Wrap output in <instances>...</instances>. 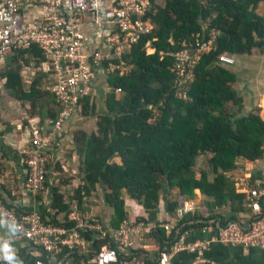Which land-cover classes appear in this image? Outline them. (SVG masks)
Here are the masks:
<instances>
[{
	"label": "trees",
	"instance_id": "trees-1",
	"mask_svg": "<svg viewBox=\"0 0 264 264\" xmlns=\"http://www.w3.org/2000/svg\"><path fill=\"white\" fill-rule=\"evenodd\" d=\"M160 1L155 5L157 0H151L148 17L154 26L152 32L114 61L128 69L122 75L116 71L107 77L111 89L104 101L107 113L98 116L96 133L87 137L81 131L74 133L75 152L83 165L79 177L83 183L75 189V196L80 204L100 185L104 202L113 209L112 226L117 227L126 218L123 193L149 210H155L164 197L172 216L198 189L203 207L178 222V233L174 230L168 236L173 242L185 230L214 222L246 221L252 215L245 194L235 188L227 174L237 169L239 160L255 161L263 156L264 109L241 113L243 99L232 88L236 76L216 60L222 53L236 56L256 50V39L264 40V11L258 13L264 0ZM204 25L219 30L215 50L196 65L188 99H177L173 96L174 75L168 69L172 57L166 53L178 50V42ZM148 41L150 46L145 47ZM30 59L39 66L43 56L38 47L15 51L5 64L20 65ZM18 73L19 69H7V87L19 88ZM38 73L41 82L44 75ZM21 97L41 120L56 118L53 96L45 89H31ZM88 100L83 115L94 116L96 105ZM155 109L158 114L150 122ZM202 157L208 169L199 168L197 161ZM174 189L176 196L168 199ZM52 195L51 207L66 210L65 195L57 187ZM240 211L250 214L246 220L238 216ZM226 212L231 215L226 217ZM152 234L165 245L163 227L154 228Z\"/></svg>",
	"mask_w": 264,
	"mask_h": 264
},
{
	"label": "built area",
	"instance_id": "built-area-1",
	"mask_svg": "<svg viewBox=\"0 0 264 264\" xmlns=\"http://www.w3.org/2000/svg\"><path fill=\"white\" fill-rule=\"evenodd\" d=\"M26 5L40 10L38 18L23 15ZM150 7L151 0H0V61L15 51L38 47L43 59L37 71L44 75V89L52 94L58 110L50 121L29 119L27 144L22 147L25 178L20 194L32 201L39 199L49 210L25 211L21 205H9L0 189V222L9 226V232L0 238V264H170L175 254L200 253L211 241L264 248V190L249 188L243 180L239 181V189L252 211L247 221L214 222L209 239L184 241L179 237L153 261L131 251L132 237L141 231L150 233L158 226L167 234L174 230L178 233V222L198 209V200L186 198L165 222L147 225L123 218L113 227L112 220L97 215L89 204L95 189L79 204L75 189L83 182L78 180L66 186L67 193L58 190L65 195L67 209L51 207L54 186L47 184V176L54 143L65 124L83 117L87 98L97 105L99 94L106 97L111 90L107 83L110 74L127 71L126 65L114 61L152 32ZM218 35L219 30L204 25L201 31L178 42V50L166 53L172 57L168 69L174 75L175 98L188 99L195 67L204 55L215 50ZM149 46L148 41L145 47ZM216 62L232 66L235 58L222 53ZM119 91L116 89V94ZM50 210H56L57 221L50 220ZM103 239L106 242L97 246ZM20 248H26L24 257L18 256Z\"/></svg>",
	"mask_w": 264,
	"mask_h": 264
},
{
	"label": "crops",
	"instance_id": "crops-1",
	"mask_svg": "<svg viewBox=\"0 0 264 264\" xmlns=\"http://www.w3.org/2000/svg\"><path fill=\"white\" fill-rule=\"evenodd\" d=\"M263 11L264 5L261 3L258 6V13L261 15ZM22 13L28 19H34L38 18L40 10L32 9L29 5H26ZM256 42V50L252 54L236 55L234 56L235 63L232 66H225L226 69L233 72L236 76L232 88L243 99V111L241 112L243 114L249 113L254 108L264 109V40L256 39ZM4 64L5 61H0V66ZM3 85L4 80L0 79V90H3ZM99 96L95 99L97 102L96 109L98 110L103 109V106H105L103 103H98V98H101ZM11 104L6 99L5 106ZM7 109L9 107H6L5 111ZM29 119H27V123ZM89 119L90 116L75 117L63 126V130L53 146L54 158L47 176V184L49 186H56L64 179H68V184H73L80 180L78 175H80L81 158L75 152L73 136L80 126L89 123ZM8 130L6 131V129L0 127V189L2 194L5 199L17 205L18 208L21 205L22 210L43 209L48 211L47 205H43L39 199L32 201L30 198L20 194L25 178L22 147L27 144V126L16 129L14 125H11ZM227 177L233 180L234 186L238 190H240V180H243L245 186L249 188L264 190V154L255 161L239 160L237 169L228 173ZM99 190L102 193L101 186ZM122 198L126 218L131 221L138 220L143 222V224L150 225L152 222H165L170 219L166 201L163 199H161V203L155 210H149L144 209L125 193L122 194ZM193 198L198 200L199 208L203 207V196L198 189L195 190ZM90 202L89 204L97 215L107 220H112L113 209L104 200L102 201L101 198L96 199L93 196ZM57 215L56 210L51 211V217L57 218ZM228 215H231V212ZM249 215L245 211L238 213V216L244 220ZM205 226H208V229L203 231L202 228ZM205 226L185 230L179 236L180 238L183 237L184 241L209 239L214 230H212L210 223ZM8 232L9 226L0 222V238ZM169 235L165 232L166 242L165 245L161 246L152 232L145 233L141 231L136 237H132L133 245L131 251L135 254H140L149 261L156 260L158 253L169 247L171 242L168 238ZM25 254L26 248L18 249V256L24 257ZM170 264H264V248L233 247L211 241L206 250L200 253L179 252L175 254Z\"/></svg>",
	"mask_w": 264,
	"mask_h": 264
},
{
	"label": "rangeland",
	"instance_id": "rangeland-1",
	"mask_svg": "<svg viewBox=\"0 0 264 264\" xmlns=\"http://www.w3.org/2000/svg\"><path fill=\"white\" fill-rule=\"evenodd\" d=\"M161 4L160 0H157L156 4ZM11 67L13 69H19V88L17 87L16 89H11L10 87L6 86V78H4V73L7 71V69ZM38 77H39V73L37 71V66L34 63L33 60H29V61H24L22 62L20 65L14 64V65H7L4 64L2 66H0V79L4 80V85H3V90H0V127L6 129V131H9L8 128L11 127V125H14V127L17 129L19 128H24L25 126L28 125L27 123V119H41V117H39L40 115L38 114H33V111L31 110L32 105L28 103L27 99H24L21 97V94L24 93H28L31 89L33 90H37V91H41L44 89V82L42 81L41 78V82L38 81ZM40 87V88H39ZM102 89V88H101ZM104 94L102 93V97L98 98V103L100 104H104V98L105 96H103ZM6 99L10 101V103H12L9 106H5L6 103ZM9 107V109H7L5 111V108ZM243 111V108H242ZM106 109L105 106H103V109H96L95 111V115L94 116H90L89 119V123L80 126L79 129L77 131H81L83 132L86 137L90 136L93 133H96L97 131V120H98V116L99 115H105ZM158 114L157 110L155 109L154 111V116L149 120L150 122L154 121V119L156 118V115ZM83 117H85L83 115ZM92 117V118H91ZM206 162V158L202 157L201 159H199L197 161V164L199 166V168L201 167L202 169L207 168V163ZM82 161H81V166H80V175H78L79 177L82 176ZM64 179V178H63ZM67 180L68 179H64L62 180L61 183L56 184L58 190H62L64 192H66V186H67ZM70 185V184H68ZM100 186H97V188L94 190V197L96 199H100V197H102V193L100 194V190H99ZM68 192V191H67ZM66 192V193H67ZM176 189H174L172 191V193L169 195L168 199H173L176 195ZM162 199H164V197H162ZM161 203V200L160 202ZM225 216L228 217V212L225 213Z\"/></svg>",
	"mask_w": 264,
	"mask_h": 264
}]
</instances>
